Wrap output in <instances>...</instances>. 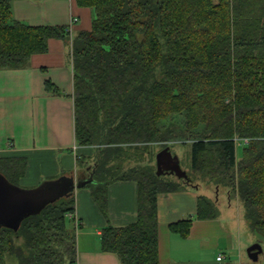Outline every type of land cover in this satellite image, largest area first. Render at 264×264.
<instances>
[{"label": "trees", "instance_id": "obj_1", "mask_svg": "<svg viewBox=\"0 0 264 264\" xmlns=\"http://www.w3.org/2000/svg\"><path fill=\"white\" fill-rule=\"evenodd\" d=\"M13 1L0 0V70L26 68L31 56L47 52L49 39L68 38L64 27L14 20ZM76 1L93 11L91 29L72 43L75 140L96 149L87 187L106 215L112 183L137 185L135 222L103 228L101 250L120 264H159L158 197L195 181L190 173L176 181L157 176L155 161L137 154L179 138L191 141L193 174L236 194L264 242V0ZM45 91L60 95L49 81ZM176 116L182 124L170 123ZM244 139L237 157L236 143ZM131 159L134 166L124 165ZM25 166L22 158L0 157V174L13 185ZM74 211L67 193L23 219L17 231L1 227L0 264L6 257L16 264H76L66 218ZM216 213L213 200L197 198V219ZM191 222L169 230L186 237Z\"/></svg>", "mask_w": 264, "mask_h": 264}, {"label": "crops", "instance_id": "obj_2", "mask_svg": "<svg viewBox=\"0 0 264 264\" xmlns=\"http://www.w3.org/2000/svg\"><path fill=\"white\" fill-rule=\"evenodd\" d=\"M11 11L14 20L31 27L66 28L72 18H77L72 39L89 31L93 20L92 9L79 6L76 0H14ZM46 81L60 95L45 91ZM95 155V147H79L75 140L69 36L49 39L47 52L31 56L26 68L0 70V157L26 161L17 186L33 189L61 177H73L74 184H84L74 188L75 211L71 218L66 215L75 232L76 264H120L115 254L101 250V232L108 225L135 222L137 185L129 180L112 183L107 214L103 215L87 187ZM213 189L211 186L206 191L198 184L159 195V264H256L249 260L246 250L257 242L263 250L264 242L250 229L239 199L226 191L224 200L216 202ZM199 196L215 202L214 219L196 218ZM185 219L192 221L186 237L169 230L171 224ZM219 255L223 260H217Z\"/></svg>", "mask_w": 264, "mask_h": 264}, {"label": "water", "instance_id": "obj_3", "mask_svg": "<svg viewBox=\"0 0 264 264\" xmlns=\"http://www.w3.org/2000/svg\"><path fill=\"white\" fill-rule=\"evenodd\" d=\"M156 175H174L177 179L186 180L184 172L176 155L172 154L169 147L164 148L155 156ZM91 182V181H90ZM81 182L74 184L73 177H61L40 184L33 189H22L11 184L0 174V228L5 227L17 231L20 222L30 215L38 214L48 204L72 193L74 188L82 187ZM263 250L257 242L247 248L246 253L249 260L257 262Z\"/></svg>", "mask_w": 264, "mask_h": 264}, {"label": "rangeland", "instance_id": "obj_4", "mask_svg": "<svg viewBox=\"0 0 264 264\" xmlns=\"http://www.w3.org/2000/svg\"><path fill=\"white\" fill-rule=\"evenodd\" d=\"M168 122H169L168 120L166 122H163L162 126L167 125ZM170 123L171 124H174V123L182 124V117L176 116L171 120ZM190 144H191V141H182L179 138L177 141H168V142H164V143L151 144L150 146H148L147 151L141 149L139 151V154H137V153L136 154L138 156L141 155L143 158L146 159V160H144V163H147V162L153 163L152 161L153 160L155 161V155L164 149V148H162L163 146L170 147L171 153L177 156L181 169L184 172H186V174L190 173L191 176H193V180L195 182H192V185L196 186L195 185L196 183L202 184V185H204V189L206 191H207L208 187L211 188V186H212L214 188L212 198L216 202L223 201L224 198L226 197V188L225 187L220 186L217 189L214 186V184H212V182H209L207 179H203V178L201 179L198 175L193 174V171L191 170L190 159H189ZM125 148L129 152L131 150H134L132 148H135V147H132V148L131 147L130 148L125 147ZM144 151H145V153H144ZM240 152H241V146H237L236 147L237 157H240ZM134 153H135V151L132 152V154H134ZM135 162H136L135 159H131L130 161L126 160L124 162V165H128L129 167L134 166ZM169 179H172L173 181L178 180L174 175H171ZM234 197L238 198L236 194H234ZM15 244L18 246H21L23 244V241L18 239L15 241ZM262 263H264V248H263V252H262L261 256L259 257V259L257 260L256 264H262ZM5 264H16V259L14 257H6L5 258Z\"/></svg>", "mask_w": 264, "mask_h": 264}, {"label": "built area", "instance_id": "obj_5", "mask_svg": "<svg viewBox=\"0 0 264 264\" xmlns=\"http://www.w3.org/2000/svg\"><path fill=\"white\" fill-rule=\"evenodd\" d=\"M77 22V18H72L69 22V25L66 27V33L67 35L69 36V44H70V59L72 61V43H73V39L71 38V29H72V26ZM248 143V140L247 139H244V140H239L237 141V146H241L242 144H247ZM73 216L72 213H69L67 214V218H71ZM217 260L218 261H221L223 260V256L222 255H219L217 257Z\"/></svg>", "mask_w": 264, "mask_h": 264}]
</instances>
